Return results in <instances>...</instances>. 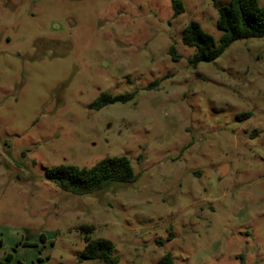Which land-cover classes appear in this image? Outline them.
I'll return each instance as SVG.
<instances>
[{
  "label": "rangeland",
  "instance_id": "1",
  "mask_svg": "<svg viewBox=\"0 0 264 264\" xmlns=\"http://www.w3.org/2000/svg\"><path fill=\"white\" fill-rule=\"evenodd\" d=\"M180 1L0 0V264H102L85 236L116 264H264V37L192 65L183 28L217 41L229 0ZM121 155L136 180L92 194L45 175Z\"/></svg>",
  "mask_w": 264,
  "mask_h": 264
},
{
  "label": "trees",
  "instance_id": "2",
  "mask_svg": "<svg viewBox=\"0 0 264 264\" xmlns=\"http://www.w3.org/2000/svg\"><path fill=\"white\" fill-rule=\"evenodd\" d=\"M171 3L174 13L182 12L183 7L180 0H171ZM215 24L222 32L217 41L197 22H191L183 28L182 43L195 47V53L189 60L192 65L213 61L237 40L264 37V3L260 4L258 0H229L227 5L217 6ZM170 53L173 58L177 57L172 48ZM131 97L132 94L112 96L103 92L91 103V108L99 109L108 103L125 101ZM241 116H246V114L238 117ZM45 175L59 189L73 195L92 194L107 190L114 185L127 184L136 180L130 160L123 155L105 158L89 168L57 165L47 169ZM81 228L84 232H88L92 226L83 225ZM40 239H44L42 234ZM84 240L82 258L99 260L102 264L117 263V258L113 255L114 245L111 240L90 239L88 236H85ZM11 257L12 255L8 254L6 259L9 260ZM155 264H173V260L169 253H165Z\"/></svg>",
  "mask_w": 264,
  "mask_h": 264
}]
</instances>
